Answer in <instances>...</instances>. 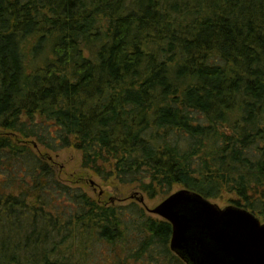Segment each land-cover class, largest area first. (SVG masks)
I'll return each mask as SVG.
<instances>
[{"label":"trees","instance_id":"trees-1","mask_svg":"<svg viewBox=\"0 0 264 264\" xmlns=\"http://www.w3.org/2000/svg\"><path fill=\"white\" fill-rule=\"evenodd\" d=\"M68 147L264 222V0H0V264H186L138 200L62 180Z\"/></svg>","mask_w":264,"mask_h":264},{"label":"water","instance_id":"water-1","mask_svg":"<svg viewBox=\"0 0 264 264\" xmlns=\"http://www.w3.org/2000/svg\"><path fill=\"white\" fill-rule=\"evenodd\" d=\"M147 211L171 224L169 249L186 264H264V222L243 207L180 188Z\"/></svg>","mask_w":264,"mask_h":264},{"label":"rangeland","instance_id":"rangeland-1","mask_svg":"<svg viewBox=\"0 0 264 264\" xmlns=\"http://www.w3.org/2000/svg\"><path fill=\"white\" fill-rule=\"evenodd\" d=\"M47 153L51 156V160L58 169L60 178L67 181L77 180L79 178V186L91 197H113L116 202L124 205L127 204L129 200L133 198L136 199V195L142 196L143 202L140 203L145 208H153L164 199L161 195H157L154 198H148L144 193L137 189L134 184H121L117 181H102L91 172L81 168V154L78 150L72 147L60 149L54 152L47 151ZM90 181H93V185L90 184ZM177 189H180V187L178 185H174L171 192ZM231 196V194L224 193L216 199H209V201L223 208L227 205H233L230 202ZM98 248H100V245L94 246L92 251L101 257L102 254L99 253Z\"/></svg>","mask_w":264,"mask_h":264}]
</instances>
